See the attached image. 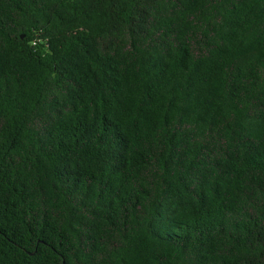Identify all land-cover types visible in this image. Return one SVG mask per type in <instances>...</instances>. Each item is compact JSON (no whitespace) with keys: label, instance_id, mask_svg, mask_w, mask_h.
Segmentation results:
<instances>
[{"label":"trees","instance_id":"16d2710c","mask_svg":"<svg viewBox=\"0 0 264 264\" xmlns=\"http://www.w3.org/2000/svg\"><path fill=\"white\" fill-rule=\"evenodd\" d=\"M0 264H264V0H0Z\"/></svg>","mask_w":264,"mask_h":264}]
</instances>
